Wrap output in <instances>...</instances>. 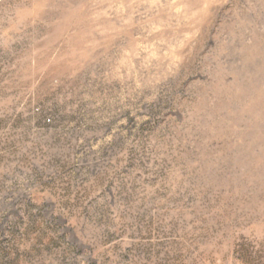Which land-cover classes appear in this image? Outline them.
Listing matches in <instances>:
<instances>
[{"label": "rangeland", "instance_id": "rangeland-1", "mask_svg": "<svg viewBox=\"0 0 264 264\" xmlns=\"http://www.w3.org/2000/svg\"><path fill=\"white\" fill-rule=\"evenodd\" d=\"M0 264H264V0H0Z\"/></svg>", "mask_w": 264, "mask_h": 264}]
</instances>
